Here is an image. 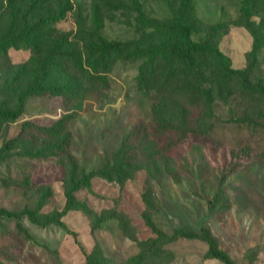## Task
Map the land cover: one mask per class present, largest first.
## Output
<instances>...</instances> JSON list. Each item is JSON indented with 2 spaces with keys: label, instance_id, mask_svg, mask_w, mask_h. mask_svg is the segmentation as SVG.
<instances>
[{
  "label": "rangeland",
  "instance_id": "374dc122",
  "mask_svg": "<svg viewBox=\"0 0 264 264\" xmlns=\"http://www.w3.org/2000/svg\"><path fill=\"white\" fill-rule=\"evenodd\" d=\"M66 1L0 0V37L9 28L39 29L40 19L55 15ZM68 1L71 10L38 30L35 47L0 54V113L17 108L19 93L35 81L55 35L76 30L78 16L89 20L102 2ZM133 1H103L105 38L157 44L156 26L174 21L183 3L135 0L153 28L139 23ZM185 13L191 38L203 51L189 69L166 63L177 72L172 90L140 88L143 60L123 53L102 64L88 84L70 72L51 71L50 82L66 83L73 93L31 96L18 119L0 117V210L12 214L0 215V264H83L82 248L99 250L104 264H222L208 255L204 241L178 232L199 234L202 228L235 264H264V0H191ZM81 47L71 51L82 54ZM214 49L239 72L227 77ZM70 114L53 139L39 130ZM162 120L192 131L159 151L177 139L157 131ZM65 134L67 148L54 151L50 141ZM124 143L131 178H93L76 193L87 212L63 217L77 240L58 226L30 220L32 213L42 219L63 211L70 175L79 179L101 169ZM235 165L220 191L222 174Z\"/></svg>",
  "mask_w": 264,
  "mask_h": 264
},
{
  "label": "trees",
  "instance_id": "16d2710c",
  "mask_svg": "<svg viewBox=\"0 0 264 264\" xmlns=\"http://www.w3.org/2000/svg\"><path fill=\"white\" fill-rule=\"evenodd\" d=\"M46 1L48 0H38L39 3H45ZM103 1L107 3L117 0H102V2H98V4L92 8L89 20L81 15L78 16L76 30L67 32L63 31L55 35V41H53L51 51L40 63L39 72L35 81L19 93L18 105L15 110H4L0 113L2 119L7 121H15L18 119L22 113L24 102L28 97L36 95L59 96L62 94L73 93L72 88L66 83L50 82L48 77L53 70L59 69L65 72H70L75 80L82 84H88L92 78V74L98 73L102 64L110 60L112 56H118L125 53L126 58L143 60L138 78V85L140 88H153L156 89L157 92H167L168 90H172V82L177 79V72H174L173 70L169 71L166 63L169 61H175L184 69H189L191 68V63L195 56L201 54L203 51V46L191 38V27L185 13L191 0H183L182 7L179 9L174 21L170 23L164 22L156 26V31L154 32L158 35V38H160V42L157 44H150L146 47H140L137 41L134 40H108L103 36L102 29L104 27V21L102 13L103 8L106 6V3ZM133 3L139 23L142 26L154 28V25H152L146 18L141 5L135 0ZM70 10L71 6L67 0L58 8L55 15L40 19L39 29L49 28V26L59 22ZM39 29L31 31L26 30L27 32L22 30L16 33L13 28H9V30L0 37V54H5L10 48L29 49L35 47ZM45 34L50 33L46 32ZM76 44L82 46V54H75L71 51V47ZM214 54L218 56L223 63L227 77H231L239 72L230 68L229 58L223 53L214 49ZM164 66L168 72L164 70ZM159 67V76H157L156 70ZM72 118L71 114L66 115L58 120L53 127L49 129L40 128L39 130L49 131L47 136L49 139H53L58 131H63L66 128V125ZM157 123V131L160 133L171 132L177 135V139L173 143L164 145L161 150L158 149L159 151L166 150L168 147L183 140L187 134L192 131L189 127L183 128L168 120H162ZM13 140L10 141V143L13 142ZM50 142H52V149L61 153L68 146V135L65 134L60 136L59 141ZM129 154L130 149H128L127 145L124 143L114 157L109 159V157L106 156L104 166L101 169L90 170L87 174H83V177L79 179H77L76 175H70L64 193L65 207L63 211L45 216L42 219H39L32 213L30 214V220L43 226H58L73 235L77 240L76 233L71 231L63 221V217L70 211L82 210L87 212L84 205L77 201L76 193L82 187H90L91 180L95 177L110 181L116 180L118 182L131 178L134 169H132V166L127 160ZM30 156L37 157L35 155L33 156L32 153H30ZM39 156H41V153H38V157ZM235 170H237L236 165L222 174L219 181L220 191L223 190L222 184L225 178ZM214 206L215 199H212L210 201V207ZM0 215L9 218L12 216L11 213L4 210H0ZM178 232L182 238L189 240L200 239L204 241L208 246V255L219 260L222 264H235L226 252L218 249L208 228H202L199 234L185 230H179ZM82 251L85 256V262L83 264H104V262H106L102 253L97 249L85 252L82 248ZM146 258H149V256L140 257L137 260V263H140Z\"/></svg>",
  "mask_w": 264,
  "mask_h": 264
}]
</instances>
